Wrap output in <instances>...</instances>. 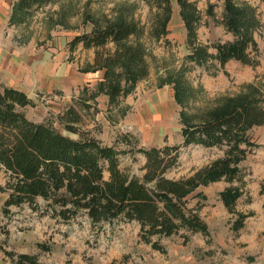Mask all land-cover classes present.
<instances>
[{"label": "rangeland", "instance_id": "374dc122", "mask_svg": "<svg viewBox=\"0 0 264 264\" xmlns=\"http://www.w3.org/2000/svg\"><path fill=\"white\" fill-rule=\"evenodd\" d=\"M16 1L0 0V84L27 94L31 103L22 110L29 120L52 124L65 136L79 138L85 131L115 145L122 151L120 167L130 174L144 173L145 158L134 148L181 143L186 121H197L207 109L250 86L258 87L264 99V0L236 2L254 8L258 21L252 31L257 44L250 51L257 61L253 66L238 60L220 66L214 58L217 43L233 40L220 22L221 0H188L196 8L194 42L187 38L177 0H50L30 15L14 14ZM209 4H214L212 12ZM167 11L165 26L156 33ZM118 20L142 28L138 42L145 49L147 74L112 101L104 92L95 95L106 70L96 63L95 54L112 53L113 42L94 48L73 40ZM195 46L205 51L203 57ZM68 112L78 121L71 122ZM67 124L79 131L66 129ZM250 131L258 145L240 161L239 179L211 181L187 196V206L209 227L208 236L181 230L152 237L164 247L162 252L140 240L135 221L92 225L79 216L63 222L23 204L12 207L11 217L4 219L0 264H17L23 253L33 256L34 264H264V124ZM223 151L198 144L180 147L177 166L166 176H190ZM4 182L1 173L0 186ZM228 186L241 194L235 213L226 209L219 194ZM5 197L0 190V208ZM241 213L243 227L234 231L232 223Z\"/></svg>", "mask_w": 264, "mask_h": 264}, {"label": "trees", "instance_id": "16d2710c", "mask_svg": "<svg viewBox=\"0 0 264 264\" xmlns=\"http://www.w3.org/2000/svg\"><path fill=\"white\" fill-rule=\"evenodd\" d=\"M48 1L17 0L13 12L30 15ZM177 2L187 38L194 42L196 8L188 0ZM236 2L221 0L220 22L233 40L217 43L214 58L220 66L229 60L253 66L257 61L250 51L256 50L257 44L252 31L258 21L254 8ZM213 6L208 5L209 12ZM168 13L156 33L162 31ZM141 33L136 22L118 20L74 38L73 42L81 41L85 47L114 44L112 53L96 51V63L106 70L95 95L104 92L113 101L126 95L147 74L145 49L138 42ZM194 49L203 57L204 50ZM30 103L23 90L0 84V174L5 176L0 190L6 192L0 208V234L6 233L4 219L11 217V208L27 204L33 211L63 222L79 216H86L92 225L135 221L140 240L162 252L164 247L152 237H169L181 230L209 235V227L199 213L187 206V196L199 185L237 179L240 161L258 145L251 140L250 130L264 124V99L258 87L250 86L248 91L226 97L221 105L207 109L197 121H186L180 130L181 143L134 148L145 158L144 173L139 177L120 167L122 151L115 145L103 144L85 131L78 133L79 138L65 136L52 124L29 120L22 108ZM67 115L71 122L78 121L74 114ZM66 129L79 131L71 124ZM192 144L223 148V155L190 176L167 177L166 173L177 166L180 147ZM219 194L226 209L235 213L239 189L228 186ZM244 217L237 214L232 223L234 231L243 227ZM24 259L34 264L33 256L26 253L18 255L17 262Z\"/></svg>", "mask_w": 264, "mask_h": 264}]
</instances>
